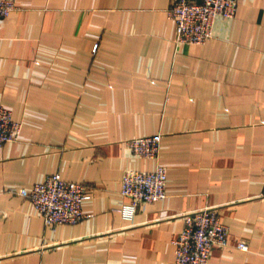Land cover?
Wrapping results in <instances>:
<instances>
[{
	"label": "crops",
	"instance_id": "crops-1",
	"mask_svg": "<svg viewBox=\"0 0 264 264\" xmlns=\"http://www.w3.org/2000/svg\"><path fill=\"white\" fill-rule=\"evenodd\" d=\"M170 2L16 0L0 21V105L22 125L0 146V264H174L183 216L207 206L228 228L209 264H264V0L201 44L175 41ZM155 133L167 196L127 219L121 176L156 161L126 141ZM53 173L89 197L50 229L16 189Z\"/></svg>",
	"mask_w": 264,
	"mask_h": 264
},
{
	"label": "built area",
	"instance_id": "built-area-1",
	"mask_svg": "<svg viewBox=\"0 0 264 264\" xmlns=\"http://www.w3.org/2000/svg\"><path fill=\"white\" fill-rule=\"evenodd\" d=\"M237 3L238 0H171L167 15L175 25V41L204 43L212 35L215 17L233 18ZM16 7V0H0V21ZM21 127L12 112L0 105V146L18 141ZM161 138L160 133H155L126 141L135 155L156 161L151 170L129 169L122 174L119 193L128 202L119 211L127 219L133 218L139 205L152 204L167 196V169L158 161ZM16 192L30 200L50 229L83 219L82 203L89 197L84 184L62 179L58 173L46 176L30 189L18 188ZM183 222L182 230L172 241L174 264H209L212 248L227 245L228 228L220 221L216 208L207 206L189 211ZM237 247L244 249L246 244L239 242Z\"/></svg>",
	"mask_w": 264,
	"mask_h": 264
}]
</instances>
